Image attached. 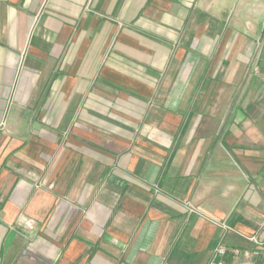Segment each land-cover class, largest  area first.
<instances>
[{
  "label": "crops",
  "instance_id": "crops-1",
  "mask_svg": "<svg viewBox=\"0 0 264 264\" xmlns=\"http://www.w3.org/2000/svg\"><path fill=\"white\" fill-rule=\"evenodd\" d=\"M264 0H0V264H211L264 241Z\"/></svg>",
  "mask_w": 264,
  "mask_h": 264
},
{
  "label": "built area",
  "instance_id": "built-area-1",
  "mask_svg": "<svg viewBox=\"0 0 264 264\" xmlns=\"http://www.w3.org/2000/svg\"><path fill=\"white\" fill-rule=\"evenodd\" d=\"M264 27V23H263ZM255 241L257 247L251 250L241 251L239 249H234L233 252L236 255L243 253L247 258H264V241H260L256 236L251 237ZM228 253V248L223 243H219L215 249V259L211 264H233L225 260V256Z\"/></svg>",
  "mask_w": 264,
  "mask_h": 264
}]
</instances>
